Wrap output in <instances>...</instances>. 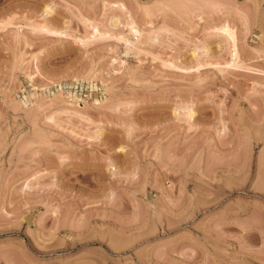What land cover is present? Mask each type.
Here are the masks:
<instances>
[{
  "label": "rangeland",
  "instance_id": "374dc122",
  "mask_svg": "<svg viewBox=\"0 0 264 264\" xmlns=\"http://www.w3.org/2000/svg\"><path fill=\"white\" fill-rule=\"evenodd\" d=\"M0 264H264V0H0Z\"/></svg>",
  "mask_w": 264,
  "mask_h": 264
},
{
  "label": "bare ground",
  "instance_id": "6f19581e",
  "mask_svg": "<svg viewBox=\"0 0 264 264\" xmlns=\"http://www.w3.org/2000/svg\"><path fill=\"white\" fill-rule=\"evenodd\" d=\"M47 11H50V10L47 9ZM132 24L134 25L135 23L133 22ZM132 27H133V30H135L137 37L139 39V37L142 35L141 31H139L135 26H132ZM94 29L96 30L97 33H100L96 28H94ZM222 30H223V32L227 33L226 34L227 36L230 37L229 39H231L232 44H233V48H234V56L237 59L238 58V49H237L238 45H237V40H236L237 38L235 36V33L231 30V28H229V26H224V28H222ZM94 35H96V34H94ZM125 42H126L127 46L133 45V43L130 42L129 40H125ZM190 115H191V117H193V113H191Z\"/></svg>",
  "mask_w": 264,
  "mask_h": 264
}]
</instances>
